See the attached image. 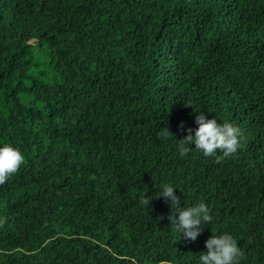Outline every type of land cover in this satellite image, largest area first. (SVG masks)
Wrapping results in <instances>:
<instances>
[{
	"label": "trees",
	"instance_id": "obj_1",
	"mask_svg": "<svg viewBox=\"0 0 264 264\" xmlns=\"http://www.w3.org/2000/svg\"><path fill=\"white\" fill-rule=\"evenodd\" d=\"M199 112L241 129L235 155L179 154ZM4 143L25 164L0 185V264H198L224 233L264 264V0H0ZM164 184L210 208L195 241Z\"/></svg>",
	"mask_w": 264,
	"mask_h": 264
},
{
	"label": "clouds",
	"instance_id": "obj_2",
	"mask_svg": "<svg viewBox=\"0 0 264 264\" xmlns=\"http://www.w3.org/2000/svg\"><path fill=\"white\" fill-rule=\"evenodd\" d=\"M195 123L198 127L194 134L193 129L188 128L187 136L179 141L178 151L182 157L187 155L191 145H194V148L202 152L205 157H212L216 163H222L242 147V131L234 124L228 121L218 123L216 118H206L203 112H199L196 116ZM180 127L183 128V124ZM170 135L172 134L167 128H161L157 133L158 137L165 139ZM24 164L25 157L19 148L11 143L0 146V185L17 174ZM175 189L171 184H164L161 193L156 197H163L170 203L172 212L168 219L173 230L182 234L181 238L195 241L201 234L202 223L212 222L211 210L203 200L192 206L180 207V198L175 194ZM151 200L152 198L141 196L139 203L149 207ZM5 222L6 218H0V226ZM205 246L207 251L201 253L198 264H240V260L244 257L236 239L228 233L212 235L206 240Z\"/></svg>",
	"mask_w": 264,
	"mask_h": 264
},
{
	"label": "rangeland",
	"instance_id": "obj_3",
	"mask_svg": "<svg viewBox=\"0 0 264 264\" xmlns=\"http://www.w3.org/2000/svg\"><path fill=\"white\" fill-rule=\"evenodd\" d=\"M21 236L28 242H38L39 235L37 233L31 232V231H23L21 233ZM102 252V251H101ZM103 253V252H102ZM104 254V253H103ZM133 264H142L141 260L139 259H132Z\"/></svg>",
	"mask_w": 264,
	"mask_h": 264
}]
</instances>
